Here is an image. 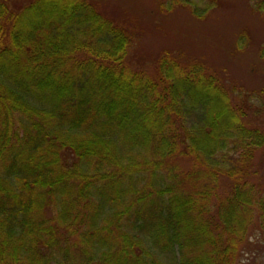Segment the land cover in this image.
Returning a JSON list of instances; mask_svg holds the SVG:
<instances>
[{"label":"trees","instance_id":"16d2710c","mask_svg":"<svg viewBox=\"0 0 264 264\" xmlns=\"http://www.w3.org/2000/svg\"><path fill=\"white\" fill-rule=\"evenodd\" d=\"M95 5L0 0V264H237L264 242V131L199 62L132 68L130 33Z\"/></svg>","mask_w":264,"mask_h":264},{"label":"rangeland","instance_id":"374dc122","mask_svg":"<svg viewBox=\"0 0 264 264\" xmlns=\"http://www.w3.org/2000/svg\"><path fill=\"white\" fill-rule=\"evenodd\" d=\"M88 1L96 3L98 10L130 33L128 59L132 68L150 74L164 52L184 61L199 62L236 89L238 95L234 97L245 103L246 124L264 131L263 0H220L203 18L194 17L182 6L163 10L160 3L167 4L166 0ZM182 168L186 172L191 168L189 160ZM216 185L218 194L229 188L225 178H218ZM249 185L256 197H264V146L253 156ZM257 210L253 209L256 220ZM248 242V252L240 255L237 264H264L261 230L251 235Z\"/></svg>","mask_w":264,"mask_h":264}]
</instances>
